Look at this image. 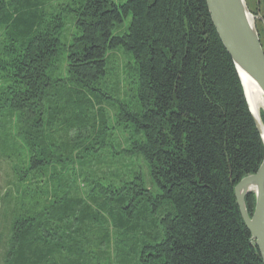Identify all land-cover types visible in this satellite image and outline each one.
<instances>
[{
	"label": "trees",
	"instance_id": "trees-1",
	"mask_svg": "<svg viewBox=\"0 0 264 264\" xmlns=\"http://www.w3.org/2000/svg\"><path fill=\"white\" fill-rule=\"evenodd\" d=\"M0 132L1 264H262L234 186L264 148L205 0H0Z\"/></svg>",
	"mask_w": 264,
	"mask_h": 264
},
{
	"label": "water",
	"instance_id": "water-1",
	"mask_svg": "<svg viewBox=\"0 0 264 264\" xmlns=\"http://www.w3.org/2000/svg\"><path fill=\"white\" fill-rule=\"evenodd\" d=\"M205 3L215 31L232 61L249 114L264 148V139L248 106L245 91L249 82L254 83L264 98V52L255 23L256 20L264 22L263 18L258 11L256 14L251 13L245 0H205ZM259 120L264 129L260 113ZM250 193L255 198L251 215L244 201ZM234 197L244 226L250 233V242L257 247L264 264V156L256 172L242 177L234 186Z\"/></svg>",
	"mask_w": 264,
	"mask_h": 264
},
{
	"label": "rangeland",
	"instance_id": "rangeland-1",
	"mask_svg": "<svg viewBox=\"0 0 264 264\" xmlns=\"http://www.w3.org/2000/svg\"><path fill=\"white\" fill-rule=\"evenodd\" d=\"M62 1H64V0H59V2H62ZM246 2L248 4L250 11H255V10L260 11L261 12V13H259L260 15L264 13V0H246ZM255 23H256V21H255ZM256 25H257V23H256ZM258 30H259L260 38H261L260 43L262 46V50L264 52V25L261 26V24L259 23ZM114 58H115L114 68L116 69L118 74H121V66L123 63L122 62L123 58L120 55H116ZM102 107L108 113L111 112L110 106H108L106 104H102ZM262 110H263V108L260 109L258 112V119H259V113L261 114ZM259 122H260V120H259ZM0 137H1V135H0ZM137 160H138L137 161L138 163H141V161L139 159H137ZM143 170H144V168H143ZM7 190H9V191H7ZM20 190L21 189L17 186L16 181H15V177L11 172V164H8V160L5 158V155H3L2 151H1L0 152V264L2 263V254H3L4 248H5L6 237L8 235L7 227H6V224L3 220V218H4V215H3L4 212L3 211H6L5 207H4L5 202L3 200V198H5L4 193H5V191L8 192L10 194V199H18L17 197L20 196V194H21ZM15 196H17V197H15Z\"/></svg>",
	"mask_w": 264,
	"mask_h": 264
},
{
	"label": "bare ground",
	"instance_id": "bare-ground-1",
	"mask_svg": "<svg viewBox=\"0 0 264 264\" xmlns=\"http://www.w3.org/2000/svg\"><path fill=\"white\" fill-rule=\"evenodd\" d=\"M245 91H246V99L248 102V106L253 116L256 118V122L260 127L261 136L264 139V129L258 119L259 110L262 108L264 109V98L261 94V91L256 87L254 83L249 82V86Z\"/></svg>",
	"mask_w": 264,
	"mask_h": 264
},
{
	"label": "crops",
	"instance_id": "crops-1",
	"mask_svg": "<svg viewBox=\"0 0 264 264\" xmlns=\"http://www.w3.org/2000/svg\"><path fill=\"white\" fill-rule=\"evenodd\" d=\"M264 14V13H263Z\"/></svg>",
	"mask_w": 264,
	"mask_h": 264
}]
</instances>
